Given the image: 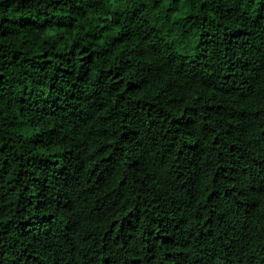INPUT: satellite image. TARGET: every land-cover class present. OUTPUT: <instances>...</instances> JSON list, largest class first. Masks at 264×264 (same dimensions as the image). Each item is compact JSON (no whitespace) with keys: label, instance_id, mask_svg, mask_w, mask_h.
Listing matches in <instances>:
<instances>
[{"label":"clouds","instance_id":"1","mask_svg":"<svg viewBox=\"0 0 264 264\" xmlns=\"http://www.w3.org/2000/svg\"><path fill=\"white\" fill-rule=\"evenodd\" d=\"M0 264H264V0H0Z\"/></svg>","mask_w":264,"mask_h":264}]
</instances>
